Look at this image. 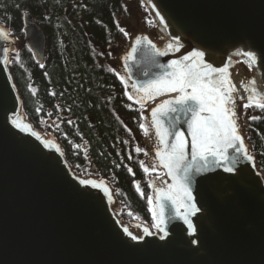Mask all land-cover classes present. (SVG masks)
Returning <instances> with one entry per match:
<instances>
[{
    "label": "water",
    "instance_id": "obj_1",
    "mask_svg": "<svg viewBox=\"0 0 264 264\" xmlns=\"http://www.w3.org/2000/svg\"><path fill=\"white\" fill-rule=\"evenodd\" d=\"M141 1L166 42L157 44L142 32L118 54L124 82L136 102L148 81L172 71L168 68L172 61H183L193 51L203 53L198 61L202 67H227L236 86V60L249 63L238 53L252 51L257 57L253 75L240 88L246 103L253 95L264 103V0ZM23 44L41 65L45 39L30 14L23 17ZM14 51L15 42L0 26V264H264V180L254 159L247 158L251 155L239 111L244 96L237 86L233 93L236 122L247 156L244 149L227 148L226 160L209 153L204 154L206 159L193 158L185 123L190 114L181 110L159 118L170 132L184 131L188 142L185 159L173 173L176 179L157 156L158 150L166 149L156 135L152 109L178 94L138 103L149 106L144 116L153 133L149 148L165 178L162 188L154 186L152 206L163 221L154 219V225L160 223L163 231L155 227L156 233L149 236L145 226L132 224L142 238L137 242L124 232V228L131 232L130 227L116 218L113 193L97 172L91 168L85 180L100 187L88 185V195L82 194V178L71 171L54 139L26 122L9 73ZM174 119L182 127L171 128ZM165 139L174 142L171 135ZM227 167L234 171H225ZM184 188L190 191L191 201L184 196ZM193 204L199 209L195 214ZM185 214L195 232L185 222Z\"/></svg>",
    "mask_w": 264,
    "mask_h": 264
},
{
    "label": "trees",
    "instance_id": "obj_2",
    "mask_svg": "<svg viewBox=\"0 0 264 264\" xmlns=\"http://www.w3.org/2000/svg\"><path fill=\"white\" fill-rule=\"evenodd\" d=\"M130 1L0 0V26L15 42L9 73L26 122L54 139L74 175L87 179L91 168L97 172L122 224L155 228L150 181L163 172L144 171L145 110L128 99L115 65L129 43L120 28ZM134 2L142 32L153 38L156 24L143 2ZM25 14L44 35L41 65L23 44ZM242 66L249 68L244 60ZM245 104L239 105L242 134L264 180V109Z\"/></svg>",
    "mask_w": 264,
    "mask_h": 264
},
{
    "label": "snow or ice",
    "instance_id": "obj_3",
    "mask_svg": "<svg viewBox=\"0 0 264 264\" xmlns=\"http://www.w3.org/2000/svg\"><path fill=\"white\" fill-rule=\"evenodd\" d=\"M159 15V13H157ZM120 31L124 35L128 33L124 28H120ZM151 44V41H149ZM178 46V45H177ZM155 48V45H152ZM169 48L173 47V44H168ZM158 55H164V52H157ZM248 58V67L251 68L256 62V53L252 51H245L238 53ZM203 57V53L199 51H193L187 56H184L183 61H172L168 68L172 71H164L162 75L156 79L148 81L146 86H143L141 91L143 95L137 103L141 105L147 100H155L157 96L164 95L167 93H177L178 95L172 99L161 102L157 107L152 109L153 117H156V135L160 138V142L165 145L166 150H158L157 156L159 157L160 163L163 167L169 170V175H173V179H176L174 170L180 167L181 162L185 159V150L188 147V142L185 139V132L177 130L170 132L168 128L160 123V117L167 116L169 113H175L183 111L185 114H190V118L187 123L188 135L191 136V154L193 158L200 155L202 159H206L205 153H209L212 156L220 155L225 160L227 157L224 156V152L227 148H236L237 151L244 149V141L239 134V128L236 122V105L233 93L236 91V86L232 84L228 68H212L211 65L201 66L198 62ZM190 62V63H187ZM215 74V75H214ZM254 83V81H253ZM135 88V85H133ZM190 89V91H189ZM129 100H132L131 95L128 96ZM249 102L244 105L245 108L258 107L264 109V103H261L256 99V95L248 98ZM210 113L208 116L201 115L202 113ZM250 119H258V117H250ZM19 127V125H16ZM144 126L141 125V128ZM171 128L182 127L177 125L176 119L173 120L170 125ZM147 134V129H145ZM33 135H36L33 133ZM171 135L174 142L167 141L165 137ZM137 151H141L137 148ZM244 155L247 156V150L244 149ZM249 160L253 159L251 156L247 157ZM148 168H144L145 172H148ZM131 171V169H129ZM186 171V169H185ZM227 172H233V167L225 168ZM187 180L188 177L185 176ZM80 185L85 186L82 194L88 195L87 186L91 185L93 188L100 187L95 181L82 179L79 181ZM105 191L107 189L105 188ZM184 196L191 201L193 197L187 188L183 189ZM171 198V197H167ZM151 203V200H149ZM192 214L198 212L199 209L192 206ZM161 210V217H162ZM154 219H160L153 213ZM185 222L188 227L195 232V228L192 223L188 220L187 214L184 216ZM162 223V219H160ZM160 231V223L154 225ZM124 232L131 238L132 241L139 242L140 237L133 235L129 232L128 228H124ZM145 235L151 236L147 228L144 229ZM167 233H164L166 236ZM161 236V239H164ZM195 242V241H193Z\"/></svg>",
    "mask_w": 264,
    "mask_h": 264
},
{
    "label": "rangeland",
    "instance_id": "obj_4",
    "mask_svg": "<svg viewBox=\"0 0 264 264\" xmlns=\"http://www.w3.org/2000/svg\"><path fill=\"white\" fill-rule=\"evenodd\" d=\"M126 11H127V17L124 20H122L121 27L124 28V30L128 33L129 42H130L131 39L133 38V36H137L138 34L142 33V30L140 28V23H139V13H138V10L136 9L134 0H131L127 4ZM151 39L154 42H156L157 44L164 43V38L157 32V30L155 32V35ZM115 60H116V62H115L116 69H117L119 75L121 76L122 81L124 82L125 81L124 75L121 72L120 64L118 62V56L116 57ZM242 65H243V60H236V67H234V70H236L235 83H236L237 89L242 95H244L243 91L240 88V83H243L248 77H251L253 75V71L251 68L246 69L245 66H242ZM125 85L127 87L129 95H131V92L129 90V85L128 84H125ZM244 103H246L245 99H244ZM148 109H149V106L144 107V110H145L144 116L145 117H146V113H147ZM144 138H145V134H144ZM144 138H143V142H142L143 146L145 147V152H146V159L144 161V166L149 169L148 170L149 172H155V170L157 169L156 165H155V160H154V157L152 155V152H151L149 146H147V144L144 143ZM164 178H165V176L163 174L162 176L157 177V178H153L150 181V187L152 189V197H153L154 186H157L159 189L162 188V181L164 180ZM82 179H84V178H82ZM146 228L151 233H153V234L156 233L155 228H148V227H146ZM130 231L134 235H136L137 237H140V231L139 230H132L130 227Z\"/></svg>",
    "mask_w": 264,
    "mask_h": 264
},
{
    "label": "bare ground",
    "instance_id": "obj_5",
    "mask_svg": "<svg viewBox=\"0 0 264 264\" xmlns=\"http://www.w3.org/2000/svg\"><path fill=\"white\" fill-rule=\"evenodd\" d=\"M164 42H166L165 39H164ZM243 96H244V99H247L245 95H243ZM143 126H144V131H145V129H147V134L145 132L144 143L149 146L153 142V133H152V128L150 126L148 118H145Z\"/></svg>",
    "mask_w": 264,
    "mask_h": 264
}]
</instances>
